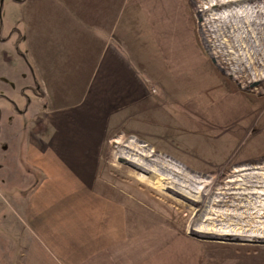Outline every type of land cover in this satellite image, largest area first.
<instances>
[{
    "label": "rangeland",
    "instance_id": "rangeland-1",
    "mask_svg": "<svg viewBox=\"0 0 264 264\" xmlns=\"http://www.w3.org/2000/svg\"><path fill=\"white\" fill-rule=\"evenodd\" d=\"M15 1L0 0V261L7 251L20 260L28 247L17 240L24 229L10 196L30 191L22 138L42 104L36 88L23 87ZM185 4L207 64L161 76L166 97L151 117L126 110L110 124L99 175L135 203L142 231L161 230L168 241L182 235L200 249L201 264H264V0ZM241 168L249 180L236 177Z\"/></svg>",
    "mask_w": 264,
    "mask_h": 264
},
{
    "label": "crops",
    "instance_id": "crops-1",
    "mask_svg": "<svg viewBox=\"0 0 264 264\" xmlns=\"http://www.w3.org/2000/svg\"><path fill=\"white\" fill-rule=\"evenodd\" d=\"M15 3L23 87L36 88L42 104L22 138L30 191L10 196L24 229L17 240L28 247L20 260L5 252L0 264H201L182 235L142 231L135 203L99 175L110 124L126 110L151 117L166 97L161 76L207 64L185 0ZM152 51L165 73L151 66Z\"/></svg>",
    "mask_w": 264,
    "mask_h": 264
},
{
    "label": "bare ground",
    "instance_id": "bare-ground-1",
    "mask_svg": "<svg viewBox=\"0 0 264 264\" xmlns=\"http://www.w3.org/2000/svg\"><path fill=\"white\" fill-rule=\"evenodd\" d=\"M243 170H245V168L237 169L236 171H237L238 173L236 174V177H237V175H238V176L244 177V180H245L246 178H247V180H249V178H248V177H249V175H248L249 173H243ZM251 177H252V176H251ZM258 178H260V177H258ZM258 178H257V179H258ZM252 179H253V178H252ZM238 180H239V179H238ZM242 180H243V179H242ZM235 181H236V179H235ZM235 181H234V182H235ZM239 181H240V180H239ZM239 181H238V182H239ZM245 181H246V180H245ZM242 182H243V181H242ZM248 182H250V181H248ZM259 182H260V181H259ZM239 184H240V183H239ZM243 184H244V183H243ZM246 185H247V184H246ZM241 187H242V186H241ZM242 188H243V187H242ZM239 193H240V192H239ZM210 194H212V192H211ZM222 194H223V193H222ZM224 194H225V193H224ZM224 194H223V195H224ZM252 194H253V193H252ZM236 195H237V194H236ZM245 195H246V194H245ZM248 195H249V194H248ZM226 196H227V195H226ZM251 197H252V196H251ZM253 197H254V196H253ZM243 198H244V197H243ZM249 199H250V198H249ZM242 200H243V199H242ZM219 204H220V203H219Z\"/></svg>",
    "mask_w": 264,
    "mask_h": 264
}]
</instances>
